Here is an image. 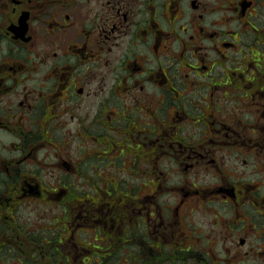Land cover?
Wrapping results in <instances>:
<instances>
[{
	"label": "flooded vegetation",
	"instance_id": "obj_1",
	"mask_svg": "<svg viewBox=\"0 0 264 264\" xmlns=\"http://www.w3.org/2000/svg\"><path fill=\"white\" fill-rule=\"evenodd\" d=\"M0 264H264V0H0Z\"/></svg>",
	"mask_w": 264,
	"mask_h": 264
}]
</instances>
